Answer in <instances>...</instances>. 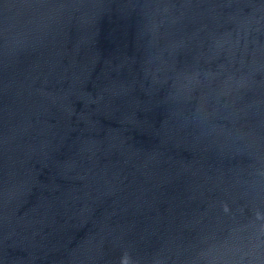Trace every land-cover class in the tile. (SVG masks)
<instances>
[{"label": "water", "instance_id": "water-1", "mask_svg": "<svg viewBox=\"0 0 264 264\" xmlns=\"http://www.w3.org/2000/svg\"><path fill=\"white\" fill-rule=\"evenodd\" d=\"M0 264H264V0H0Z\"/></svg>", "mask_w": 264, "mask_h": 264}]
</instances>
